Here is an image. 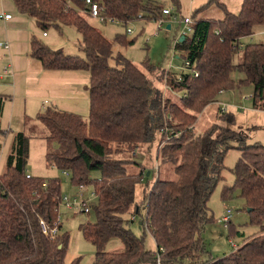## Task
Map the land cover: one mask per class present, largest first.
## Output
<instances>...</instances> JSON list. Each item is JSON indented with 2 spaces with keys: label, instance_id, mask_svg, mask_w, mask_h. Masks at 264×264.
Listing matches in <instances>:
<instances>
[{
  "label": "trees",
  "instance_id": "obj_1",
  "mask_svg": "<svg viewBox=\"0 0 264 264\" xmlns=\"http://www.w3.org/2000/svg\"><path fill=\"white\" fill-rule=\"evenodd\" d=\"M13 1L43 32L71 28L81 36L79 52L73 53L52 48L34 35L30 54L45 69L89 71L90 108L83 117L47 106L35 118L45 126L44 135L15 134L7 168L0 173V264L81 263V257L66 263L70 234L61 232V180L28 176L33 137L57 144L46 154L49 165L69 172L77 188L84 185L96 192L92 210L96 220L81 225L85 238L97 249L93 264H264V143H248L245 134L228 125L235 115L220 107L218 100L222 92L251 85L253 107L264 109V42L243 43L264 25V0H244L239 12L230 11L222 0L196 8L191 14L192 31L175 45L186 53L188 71L181 74L150 61L142 69L121 52L115 54L113 42L88 20L87 0ZM92 1L106 20L117 19L124 27L138 19L165 18L159 0ZM172 1L181 10V0ZM211 5L224 12L223 19L199 17ZM172 17L178 18L174 8ZM115 39L120 45L135 41L121 33ZM236 70L244 74L242 79L234 78ZM148 73L165 81L174 93L180 92L181 104ZM217 103L221 112L208 117V108ZM159 134L155 170L134 153L150 152ZM232 149L241 152L234 169L236 182L223 189L222 198L229 200L238 190L246 209L252 208L251 223L259 231L232 253L216 258L203 231L214 220L209 202L224 178ZM1 150L2 143L0 154ZM164 164L172 166L176 178L161 177ZM94 171L99 175L93 176ZM142 206L146 215L141 224L155 239L156 250L147 249L145 234L137 235L130 226ZM232 224L231 220L228 227ZM233 234L243 235L232 229ZM115 239L122 247L108 250Z\"/></svg>",
  "mask_w": 264,
  "mask_h": 264
},
{
  "label": "rangeland",
  "instance_id": "obj_2",
  "mask_svg": "<svg viewBox=\"0 0 264 264\" xmlns=\"http://www.w3.org/2000/svg\"><path fill=\"white\" fill-rule=\"evenodd\" d=\"M208 1L209 0H181L183 7L181 10H178L172 0H159L163 8H174L175 16L179 18L173 20L171 17L165 16V22H163L161 26L160 20L138 19L130 22L127 27H124L121 23L102 21L97 18L89 17V15L87 18L92 25L102 31L113 42L115 54L121 52L142 69H145L144 63L150 61L151 64L161 67L164 70L181 74L183 71H188V68L184 63L186 53L175 48L184 30V26L180 22L184 16L191 15L196 8ZM169 25H171V28H168ZM128 29H132V32L128 33ZM48 33L49 38H45L46 43L55 42L57 48H64L65 51L73 53L79 52L81 36L76 33L74 29L66 28L63 33L59 35L60 33L57 29L51 28L48 30ZM118 33L126 34L128 40H135L134 43L120 45L115 39ZM247 41L248 40L243 39V43ZM239 60L240 54L237 53L234 61L238 63ZM148 74L153 77L156 84H162L160 86L173 98V100L181 104L179 98H181L182 95L180 92L174 93L170 88L164 85L165 81H161L159 77L157 78L155 75L153 76V74ZM243 77L244 74L240 71L236 70L234 72V78L236 80H240ZM244 95L251 96V99L244 100ZM252 96L253 87L248 85L241 89L236 88L235 90H228L220 94L218 100L220 107L229 109L228 111H231L235 115V121L228 122V125H231L236 130L245 134L248 143H264V111L254 109ZM218 110L221 112L218 103L210 106L207 110V116L211 118H214V116L216 117ZM18 131L19 130L15 128L10 130V128L7 127L0 134V143L4 146L3 152L1 153L3 155H0L2 156L0 159H3L2 161L0 160V173L7 168V155L12 148L11 143ZM23 131L27 133L36 132L41 136L46 133V128L35 118H27ZM161 138L162 134H159L150 152L144 151L142 153H134V157L139 158L142 164L148 166L147 168L157 169V152L161 143ZM53 147L56 148L57 144L53 145L52 142L44 138H30L27 171L30 175L43 177L45 179L59 178L62 184V196L72 197L78 190L72 182L70 173L58 167L51 166L47 162L46 154L49 150L53 149ZM240 156L241 152L239 149H232L229 152L225 161L226 169L223 173L224 178L219 182L209 202L211 210L210 215L214 217V220L205 226L203 237L210 254L216 258L232 253L235 250V247H233L235 243L242 245L245 239L259 231L258 226L252 225L251 215L248 208L246 209V201L239 197L238 190L235 189L234 195L229 200H223L222 198L223 189L226 186L235 185L236 175L234 169ZM160 173L163 178H176L175 171L170 164L162 165ZM98 175V171L93 172V176ZM142 187L144 189V185ZM91 190L92 187H88V192ZM140 190L142 189L140 188ZM142 192L143 191H140L138 193L139 200H141L140 198L143 196ZM227 210H232L233 224L231 228L221 221ZM145 215L146 206H142L141 215H137L130 226L137 235L145 234L147 249L156 250L157 245L155 239L149 232L145 233V228L141 224ZM60 220L62 224L61 232H68L70 234L66 263H70L73 259L81 257L80 264H93L97 249L94 244L85 238L81 225L88 221H95V214L92 211L89 213L78 212L74 209L67 208L62 203L60 204ZM232 229L242 232L243 235L233 234L231 236ZM117 247H122V242L119 239L110 241L107 249L112 250L117 249Z\"/></svg>",
  "mask_w": 264,
  "mask_h": 264
},
{
  "label": "crops",
  "instance_id": "obj_3",
  "mask_svg": "<svg viewBox=\"0 0 264 264\" xmlns=\"http://www.w3.org/2000/svg\"><path fill=\"white\" fill-rule=\"evenodd\" d=\"M222 1L230 11L239 12L244 0ZM9 13L12 17L5 18L4 14ZM199 17L219 20L224 18V12L216 5H211ZM59 33V35L62 34L61 31ZM34 35L44 42L45 38H49V33L44 35L35 19L18 11L13 0H0V74H2L0 77V106H3L0 115V129L2 132L7 127L10 130L15 128L23 131L26 119L36 118L37 114L47 106H56L61 110L74 112L83 117L89 115L90 72L73 69H45L42 61L30 54L31 39ZM244 40H248L245 43L264 42V25L258 26L255 34L245 37ZM48 44L52 48H57L55 42ZM157 85L162 88L160 86L162 84ZM248 99L244 98V100ZM256 110L264 111V109ZM12 145L13 142L11 147ZM3 148L2 144L1 153Z\"/></svg>",
  "mask_w": 264,
  "mask_h": 264
},
{
  "label": "built area",
  "instance_id": "obj_4",
  "mask_svg": "<svg viewBox=\"0 0 264 264\" xmlns=\"http://www.w3.org/2000/svg\"><path fill=\"white\" fill-rule=\"evenodd\" d=\"M87 3L90 6V11H89V16L93 17V18H97L100 19L102 21H112L114 23H120L119 20L117 19H112V20H106L101 13V8L99 6L98 3L92 1V0H87ZM163 13L165 14V16L167 17H171L172 14V9L170 8H163ZM5 18H11L12 14H4ZM172 19H178L175 17H172ZM165 22V19L162 18L160 19V26L161 24ZM181 24H183L184 26V30L181 34V37L184 36L185 34L189 33L192 31V18L191 15L185 16L184 19L181 20L180 22ZM128 32H132V29H128ZM44 35H48L47 32H44ZM179 42V40L177 41ZM177 44V43H176ZM186 65H189V62L187 61ZM196 74H198L196 72ZM2 76V74H0V77ZM181 76H179V80H181ZM251 96L248 95H244L243 98H249ZM227 109V108H226ZM28 176H31L28 173ZM97 195L96 192L92 189L90 192H88V188L85 187L84 185H80L78 187V191L75 193L74 196L70 197V196H62L61 197V204L63 203L67 208L70 209H74L78 212H85V213H89L93 210V205L94 202L96 201ZM60 220V219H59ZM232 220V210H227L224 214V216L222 217L221 221L226 225L229 226V222ZM61 221V220H60ZM43 228L45 230V232H47V227L44 221H41ZM57 229H53V233H56ZM233 247L237 248L238 244H234Z\"/></svg>",
  "mask_w": 264,
  "mask_h": 264
},
{
  "label": "water",
  "instance_id": "obj_5",
  "mask_svg": "<svg viewBox=\"0 0 264 264\" xmlns=\"http://www.w3.org/2000/svg\"><path fill=\"white\" fill-rule=\"evenodd\" d=\"M168 28H171V25L168 26ZM184 36L181 37V40H184ZM252 208H248V211L250 212Z\"/></svg>",
  "mask_w": 264,
  "mask_h": 264
}]
</instances>
